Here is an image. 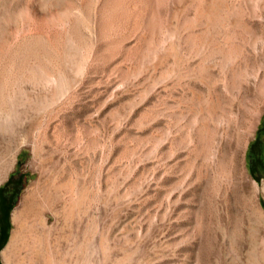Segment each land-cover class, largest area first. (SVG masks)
<instances>
[{"label":"rangeland","instance_id":"374dc122","mask_svg":"<svg viewBox=\"0 0 264 264\" xmlns=\"http://www.w3.org/2000/svg\"><path fill=\"white\" fill-rule=\"evenodd\" d=\"M263 2L47 6L55 14L69 3L73 24L8 12L0 58L21 62L12 41L25 36L29 60L59 75L42 82L33 64L32 79L21 68L0 79V109L36 119L17 134V160L0 179V253L21 195L54 167L73 188L64 222L52 221L63 234L52 264H264Z\"/></svg>","mask_w":264,"mask_h":264},{"label":"bare ground","instance_id":"6f19581e","mask_svg":"<svg viewBox=\"0 0 264 264\" xmlns=\"http://www.w3.org/2000/svg\"><path fill=\"white\" fill-rule=\"evenodd\" d=\"M55 1L60 2V0H35L34 2L33 1L29 2V6H28L25 3V1L24 3L21 2V4H18V1H15V0H0V24L5 25L8 23L11 17V15H9L10 13H8L10 11L17 12L21 16L23 17L25 16L28 19L33 18V17L40 19L42 17H45L46 15L47 19L50 16L51 18L53 17L56 20H58V22L65 21L68 24H73L72 23L73 20L71 18V13H70L71 6L69 3L62 5L60 7L61 10L58 11V13H55V14L53 13V12H56L55 11L56 9L54 10V8L52 9V12H50L51 9L47 8V6L50 7L53 5L54 7ZM79 7L82 8V10L86 8L85 4L81 2H80ZM56 8H58V6H56ZM222 8H223L222 5L218 3V9L216 8V10L220 11ZM231 10H233V8ZM52 13L54 14L53 16H52ZM14 16H17V15H14ZM55 19L53 23H55ZM5 28L3 26L0 30L5 29ZM6 30L0 33H4ZM24 37L16 38L12 41V46L14 47L16 46L19 48L21 46L22 48H20V51H19V49L16 50L14 47H12L13 50L11 54L21 55L25 57H21L22 59L21 62L17 64L13 63L15 62L13 60H16V59L10 60L11 56L8 58L9 60L8 59L3 60L1 59L2 58L1 57L0 58V79L2 80L5 74L12 76L16 72L17 74L20 73V70L18 72L19 68H21L22 70L25 69V71L27 70L28 73L24 72L23 74L26 75V78L32 79V77H34V74L32 73V71L40 69L39 75H40L41 80H43L42 82L44 81L45 82L47 81L56 82L58 79L57 77L59 75L57 73V70L49 72L47 65L42 66L40 63L35 64L29 60L30 56L33 55V54L32 55L29 54L31 52L30 50H32L30 49L31 46L29 45V43L33 39H30L29 41L27 40V38L25 39ZM28 54H29V57L27 56ZM34 59L35 57L33 58V60ZM43 59H44V56H43ZM35 62H38V61L35 60ZM39 62L41 61L39 60ZM33 64H35L39 69L37 67L36 69H33V66H34ZM22 66L25 68H23ZM36 77H38V75ZM6 78L4 81L8 79ZM7 81H6V84L8 83ZM0 86L2 87V84H0ZM3 87H5V85ZM3 87L0 89L4 90ZM31 100L32 99H26L25 101V104H26L25 107L27 106L26 107L27 110L31 109L33 107L32 105L35 104L33 102L34 100L33 101ZM1 105L3 106V104ZM25 111L26 110L22 112L17 111V114H15L13 112L11 113V112L3 111L0 109V138L1 139L5 138L6 140V142H3V143L1 142L2 144H0V179L3 177L4 172L12 164V162L15 161L17 157L16 152H15V147H14L15 138L17 134L20 132H25L30 128L32 129L34 128L33 125L36 119H34L32 116L27 117L26 115L28 119L27 120L26 118L24 119L26 120L24 124L22 123V121H19L20 116ZM27 112L28 111H26V113ZM32 129H31V132H32ZM33 131L36 132V134L33 135L34 137L33 145H34L35 143L34 141L35 140L38 141L37 140L38 139L37 128H35ZM32 153H33V158H36L35 149L32 150ZM56 169L54 167L46 168V169L40 168L36 172L35 178L32 180L28 188L21 195L20 202L13 209L12 214H11L13 228L11 230V233H10V236H9V239L6 245L3 247L0 253V257H1L3 264H52L53 262L52 259L61 261V259L59 258L61 257L60 254L62 253L61 252L62 249L60 248L62 247H60L59 242H61V239L63 238V234L61 232H59L57 235H56V232L54 234L56 227L54 226L52 221L54 219L59 218L64 222L66 215H67V211L68 209H70L69 204L71 202V193H72L71 188H73V186L70 185L67 182V180H65L64 172L60 171V169L59 170H56ZM87 186H88L87 178H84V187H83L84 198H83V204H82L83 207H82V214H81L83 215L82 216L83 222H82L81 230H82V241L84 244H87L90 242V241L88 242L89 240L88 239V233H89L88 229H89V222H90L89 221V208H90L89 199L90 198L88 196ZM87 246L85 248H87Z\"/></svg>","mask_w":264,"mask_h":264},{"label":"flooded vegetation","instance_id":"af4514ba","mask_svg":"<svg viewBox=\"0 0 264 264\" xmlns=\"http://www.w3.org/2000/svg\"><path fill=\"white\" fill-rule=\"evenodd\" d=\"M6 203L7 202L4 200V197L2 196V199L0 200V219H3V217H4Z\"/></svg>","mask_w":264,"mask_h":264}]
</instances>
